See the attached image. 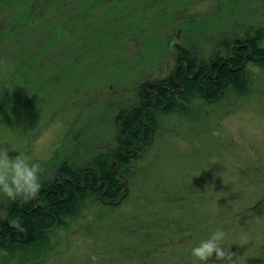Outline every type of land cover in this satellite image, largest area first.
I'll return each instance as SVG.
<instances>
[{
	"label": "rangeland",
	"instance_id": "374dc122",
	"mask_svg": "<svg viewBox=\"0 0 264 264\" xmlns=\"http://www.w3.org/2000/svg\"><path fill=\"white\" fill-rule=\"evenodd\" d=\"M65 2L47 20L59 23L51 48L17 87L0 89V146L40 163L45 182L63 161L84 166L115 146L119 110L177 68V45L199 65L221 40L264 35V0ZM247 71L244 96L154 110L155 136L127 167L120 205L92 203L38 245L0 248V264H194L192 248L217 228L235 264H264V68ZM10 204L0 197L2 217Z\"/></svg>",
	"mask_w": 264,
	"mask_h": 264
},
{
	"label": "trees",
	"instance_id": "16d2710c",
	"mask_svg": "<svg viewBox=\"0 0 264 264\" xmlns=\"http://www.w3.org/2000/svg\"><path fill=\"white\" fill-rule=\"evenodd\" d=\"M55 1L0 0V89L17 87L34 66L37 56L51 48L52 36L60 33L59 23L47 21L60 6ZM69 2L66 0L64 4ZM88 11L91 10L87 8L83 12ZM263 39L264 35L258 31L255 37L221 40L218 45L223 50H215L208 61L199 65L191 51L177 45V68L173 75L144 82L139 89V104L119 110L115 117L114 147H106L84 166L63 161L54 180L45 182L40 177L41 189L35 200L27 204L11 201L6 217L0 215V248L38 245L49 232L65 226L68 219L78 216L86 206L103 204L101 197L106 202H118L125 194V181L119 175L126 174L127 185L130 184L127 167L139 159L137 150L151 144L155 136L157 114L154 110L184 111V105L196 99L218 103L226 91L246 95L249 90L247 65L253 63L264 68ZM23 55L25 58L20 61ZM178 90L180 92L176 93ZM178 100L184 105L178 104ZM13 219H19L25 229L23 232L11 226ZM3 237L5 244L1 242Z\"/></svg>",
	"mask_w": 264,
	"mask_h": 264
},
{
	"label": "clouds",
	"instance_id": "9594fccd",
	"mask_svg": "<svg viewBox=\"0 0 264 264\" xmlns=\"http://www.w3.org/2000/svg\"><path fill=\"white\" fill-rule=\"evenodd\" d=\"M212 135L218 136L219 132L213 131ZM178 147L186 150L188 145L180 142ZM10 152L16 153V150L0 146V197L27 204L39 196L41 165L26 154L13 157ZM11 226L18 232L25 230L19 219H13ZM227 235L222 228H217L195 245L191 250L194 264H235V253L224 246ZM91 259L97 264L96 256Z\"/></svg>",
	"mask_w": 264,
	"mask_h": 264
},
{
	"label": "water",
	"instance_id": "95a60500",
	"mask_svg": "<svg viewBox=\"0 0 264 264\" xmlns=\"http://www.w3.org/2000/svg\"><path fill=\"white\" fill-rule=\"evenodd\" d=\"M119 167H120V166H118V168H119ZM117 171H118V169H116V173H117ZM127 194H128V188H127V186H126V180H125V194H124V196H123L118 202H116V203H107V202H104L103 197H101V201H102L103 203H106V204H112V205H114V206H118L119 204L122 203L123 198L126 197Z\"/></svg>",
	"mask_w": 264,
	"mask_h": 264
},
{
	"label": "flooded vegetation",
	"instance_id": "af4514ba",
	"mask_svg": "<svg viewBox=\"0 0 264 264\" xmlns=\"http://www.w3.org/2000/svg\"><path fill=\"white\" fill-rule=\"evenodd\" d=\"M176 70V69H175ZM174 70V71H175ZM19 203H20V201H18ZM13 207H15V204L13 205ZM1 242L3 243V244H5V238L3 237V238H1Z\"/></svg>",
	"mask_w": 264,
	"mask_h": 264
}]
</instances>
